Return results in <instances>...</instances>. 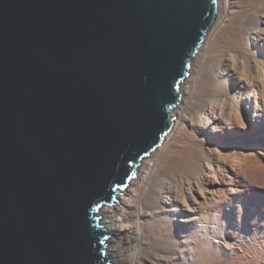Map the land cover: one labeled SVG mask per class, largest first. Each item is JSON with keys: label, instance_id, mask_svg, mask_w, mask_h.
I'll use <instances>...</instances> for the list:
<instances>
[{"label": "water", "instance_id": "95a60500", "mask_svg": "<svg viewBox=\"0 0 264 264\" xmlns=\"http://www.w3.org/2000/svg\"><path fill=\"white\" fill-rule=\"evenodd\" d=\"M217 0H0V264H111L99 209L172 127Z\"/></svg>", "mask_w": 264, "mask_h": 264}, {"label": "bare ground", "instance_id": "6f19581e", "mask_svg": "<svg viewBox=\"0 0 264 264\" xmlns=\"http://www.w3.org/2000/svg\"><path fill=\"white\" fill-rule=\"evenodd\" d=\"M217 1L172 127L97 213L113 264H264V0Z\"/></svg>", "mask_w": 264, "mask_h": 264}, {"label": "rangeland", "instance_id": "374dc122", "mask_svg": "<svg viewBox=\"0 0 264 264\" xmlns=\"http://www.w3.org/2000/svg\"><path fill=\"white\" fill-rule=\"evenodd\" d=\"M190 64H191V62H190ZM190 64H189V66H190ZM179 88H180V86H179ZM148 157H150V155L148 156ZM147 157V158H148ZM134 178V175L131 177V179H133ZM130 179V180H131ZM120 191V190H119ZM100 216H102V215H100ZM101 219H103V216H102V218ZM104 229H105V227H104ZM107 232V231H106ZM113 240V236H111L110 238H109V240H108V242H107V253H108V249H109V245H110V243H111V241ZM111 261H113L112 259H111ZM111 264H113V262H111Z\"/></svg>", "mask_w": 264, "mask_h": 264}]
</instances>
